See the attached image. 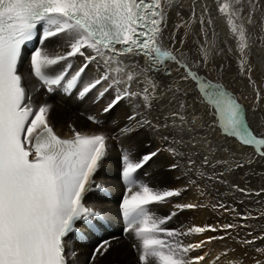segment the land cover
<instances>
[{
  "label": "snow or ice",
  "instance_id": "6c2138e0",
  "mask_svg": "<svg viewBox=\"0 0 264 264\" xmlns=\"http://www.w3.org/2000/svg\"><path fill=\"white\" fill-rule=\"evenodd\" d=\"M214 2L236 41L239 74L253 89L255 112L264 104V92L252 79L250 55L253 42L264 44V0ZM200 6L197 15V0H193L188 20L169 28L170 12L183 17V5L175 0H0V264H77L71 235L79 232L78 225L91 231L105 218L86 200L93 191H105L96 176L108 155V142L142 132L159 137L165 147L147 151L135 161L129 153L121 158L124 191L119 210L124 236L133 241L136 264H207L209 253L203 252L207 245L250 228L248 220L264 217V212L245 214L218 203L212 207L233 214L240 223L166 227L180 213L207 206L173 203L189 187L203 196L202 182L205 187L226 184L225 172L264 162V134L250 128L244 106L224 85L201 75L213 59L215 45L208 40L213 23L209 7ZM197 23L192 40L195 55L190 57L189 38ZM34 39L38 46L29 53L27 44ZM53 40L58 43L49 49L46 42ZM78 59L81 62L76 65ZM189 82L210 109L211 124H197L199 117L188 119L190 93L181 85ZM58 92L79 101L92 96L96 104L110 95L102 113L110 114L126 103V122L111 136L81 132L69 124L72 134L63 138L51 122L53 105L40 99ZM167 105H178V109L165 115L162 109ZM158 106L159 114L153 118ZM87 119L100 123L93 115ZM206 128L219 131L245 152L251 149V158L238 162L237 149L214 145L202 135ZM161 151L172 157L169 171H180L177 179H187L183 187L159 189L136 178ZM217 151L232 153L231 158L210 160ZM189 152L202 156L199 167ZM218 165L227 167L216 172ZM231 187L241 196H264V189L252 192L239 184ZM168 205L166 215H156L155 209ZM206 232L225 235L185 242ZM248 235L252 238L237 242L244 246L264 242V232L252 236L249 231ZM112 239L94 246L88 264H96L109 253ZM194 252L203 254L193 256ZM254 252L264 258V247H255ZM228 255L225 250L212 264ZM228 264L242 261L229 259ZM254 264H264V259L256 258Z\"/></svg>",
  "mask_w": 264,
  "mask_h": 264
},
{
  "label": "bare ground",
  "instance_id": "6f19581e",
  "mask_svg": "<svg viewBox=\"0 0 264 264\" xmlns=\"http://www.w3.org/2000/svg\"><path fill=\"white\" fill-rule=\"evenodd\" d=\"M175 2L182 3L183 8L181 11L183 13V17L181 18L176 16L174 11L170 12L169 28L175 27L177 23H182L183 21L188 20L190 15V6L192 5L193 0H175ZM204 4L209 7L213 22L212 27L208 29V40L209 43L215 45V49L213 52V59L209 63L208 69L202 70L201 75L206 76L213 82H221L225 87L232 91L238 97L247 112V123L257 134H264V104H261L257 111H252L255 94L252 87L249 86L247 78L239 74L237 62L240 59V55L237 51L236 41L230 33L226 19L216 12L214 0H197V15H199L202 11L200 5ZM198 29V23L192 25L193 35L189 38V46L193 48V52H189L190 57L195 55V45L192 44V40L195 39V33ZM213 29L215 31V35H213ZM252 31L253 30H250V32ZM253 41H255V36H253ZM57 43L58 41L53 40L51 42H46V46L49 49H53L56 47ZM35 45L36 44H34V46ZM165 46H168L167 39H165ZM229 48L232 49L231 52L228 51ZM221 49H223V51H221ZM80 62L81 61L78 59L75 63L76 65H79ZM250 62L253 69L252 79L256 82V85L261 89V91L264 92V44L253 42ZM92 74V72H89L88 75L91 76ZM176 76L177 74L174 72L173 78H176ZM181 87L187 89L190 93L186 98L188 105L186 115L188 119L191 120L193 117H199L201 119L197 120V124H211L213 116L209 114L210 109L208 106L200 102V95L193 91L195 89V84L189 82L188 84H182ZM40 99L41 101L46 99L48 103L53 105L51 122L59 132L65 135L72 134L68 127V125L71 124L81 132H104L111 136L115 134L117 127L124 125L128 113L127 104L121 103L110 114H103L102 109L111 99L110 95L105 97V99L98 104L93 103L92 96H89L83 101H79L74 97H61L57 94L47 97L41 95ZM177 109L178 105H167L162 109V111L165 115H167L169 112L177 111ZM159 111L160 109L158 106L157 109L153 111L152 117L155 118V116L159 114ZM88 115L95 116L100 123L94 124L90 122L87 119ZM203 134H206L208 139L218 147H235L237 149L236 156L238 157V162H246L249 158H251V149H248L247 152L241 150L238 144H234L230 138L226 140L225 137L219 133V131L213 132L210 128H206L205 133H202V135ZM108 143V155L96 176V182L102 184L105 191H93L89 194L86 200L87 204L104 214L105 218L100 221L104 224L100 223L104 233L101 237H98L84 226L78 225L79 232L85 234L86 238L84 240L80 239L79 232L72 234L70 237V248L77 252V264H88V260L94 246L101 238L110 235H115V239H112V247L108 254L97 260L96 264H136V253L131 248L133 241L125 238L123 235V226L121 225L119 219V203L124 191V185L121 180V158L123 154L129 153L135 161L145 152L155 150L157 147L163 149L165 145L159 137L152 136L151 134H145L143 132L134 135L131 138H125L119 141L110 139ZM149 144H151L150 148L148 147ZM200 148L203 152L202 145ZM188 155H192L193 159L196 160L197 167L201 165L202 156L193 155L192 152H189ZM231 155L232 153L217 151L215 156L210 155L209 159H230ZM172 162V157L168 154V152L161 151L157 158L149 162L142 170L135 174L136 178L140 182L148 183L150 186L159 189L183 187L188 183V181L186 178L177 179V177L181 175L180 171H169L168 166ZM181 163L183 165V161ZM232 166L234 168V162ZM226 167V165H218L215 171H224ZM205 170L208 172L212 171V169ZM224 177L228 179H225ZM224 177L223 179L227 181L226 184L214 183L205 187L202 182L201 189L205 192V195L203 196L200 195L199 190L196 188L189 187V190L184 192L181 197L174 198L173 203H199L207 206L200 207L195 210H186L180 213L177 217L173 218V220L170 221L166 227L179 228L183 226L184 228H188L193 225H211L218 227L219 225L225 223H240V221L235 219L233 214L225 212L223 209L220 210L219 208H213L212 206L215 205V200L217 198L224 201L223 203L230 208L234 207L236 203L240 204L239 200L244 198H240L241 194L235 192V190L231 187L233 184H239L241 187H245L252 192L264 189V162L254 163L251 167L246 166L243 169H235L232 172H225ZM249 197H252V200H255V202L259 201L256 206L258 209L254 208V206L251 207L249 203L244 202L243 204H240L242 210L237 206L238 211L244 212L245 214L251 212L253 215H259V213L264 212V196H260L258 199H256L257 196L255 195ZM244 201L246 200L244 199ZM170 208L171 205L155 209L156 215L164 216L169 212ZM261 221L264 223V217L261 218ZM248 232L249 231L233 232L227 239L223 241L217 240L207 245L203 250V252L209 253L207 264H212L213 257L215 258L216 256L221 255V253L225 250L228 251L229 255L226 258L222 257L219 264H228L229 259L240 260V258L242 264H250L251 259L253 260V258H248L245 261V259L240 256H243V253H247L251 249H249L248 246L245 247L244 245L237 243V238L239 240L251 239L252 237L248 235ZM251 232L252 236H255V234H261L258 229L252 230L251 228ZM212 235L219 236L225 234L222 232H206L202 236L186 238L185 242L195 243L201 239L206 240ZM257 242L259 243L261 241L259 240ZM203 252H194L192 255H202ZM254 254L255 253H253V255ZM256 258L259 257H255L254 260Z\"/></svg>",
  "mask_w": 264,
  "mask_h": 264
},
{
  "label": "rangeland",
  "instance_id": "374dc122",
  "mask_svg": "<svg viewBox=\"0 0 264 264\" xmlns=\"http://www.w3.org/2000/svg\"><path fill=\"white\" fill-rule=\"evenodd\" d=\"M228 177V176H227ZM225 178V177H224ZM229 178V177H228ZM228 178H225V179H228ZM240 194V193H239ZM241 197H243L246 201H244L245 203L247 202V203H249V205L251 206V207H253L254 206V208H256V206H257V202H255V200H252L253 198L252 197H249V196H241L240 195V198ZM247 197H248V200H247ZM258 197H260V196H257L256 197V199H258ZM243 199V200H244ZM223 203L224 201H222L221 199H219V198H217L216 200H215V205L216 204H218V203ZM237 206L241 209L242 207H241V205L240 204H235L234 205V207L235 208H237ZM217 209V208H216ZM238 209V208H237ZM256 209H258V208H256ZM221 210V209H220ZM242 210V209H241ZM260 220V221H259ZM255 221V222H254ZM259 222V223H258ZM246 223L248 224V225H250V228H248V229H240V230H238V231H251V228H252V230H260V232L262 233V231L264 232V223L261 221V218L260 219H258V220H248V222L246 221ZM256 223H258V224H256ZM255 225V226H254ZM261 225V226H260ZM255 228V229H254ZM262 229V230H261ZM123 235H124V233H123ZM258 235V234H257ZM255 236H256V234H255ZM239 239L237 238V241H238ZM257 241H259V240H257ZM256 241V244L254 245V246H248V248L249 249H251L249 252H245V253H243V256H240V257H242V258H244L245 259V261L249 258V259H251V258H253V260L251 259V262H250V260H249V262H250V264H254V258L255 257H257L256 256V254H254L253 255V253H255L254 252V248L255 247H264V242H257ZM238 243V242H237ZM239 244V243H238ZM261 244H262V246H261ZM246 247V246H245ZM244 247V248H245ZM254 247V248H253ZM131 248H132V246H131ZM238 251V250H237ZM253 251V252H252ZM241 253V252H240ZM247 254V255H246ZM251 255H252V257H251ZM259 258H261V259H264V258H262V257H259ZM215 258L213 257V260H214ZM240 260H241V258H240ZM253 261V262H252Z\"/></svg>",
  "mask_w": 264,
  "mask_h": 264
}]
</instances>
